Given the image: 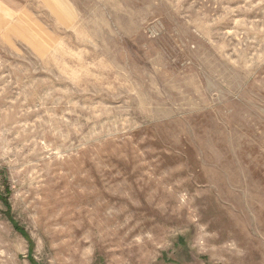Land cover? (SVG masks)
Here are the masks:
<instances>
[{"label": "rangeland", "instance_id": "374dc122", "mask_svg": "<svg viewBox=\"0 0 264 264\" xmlns=\"http://www.w3.org/2000/svg\"><path fill=\"white\" fill-rule=\"evenodd\" d=\"M0 264H264V0H0Z\"/></svg>", "mask_w": 264, "mask_h": 264}]
</instances>
